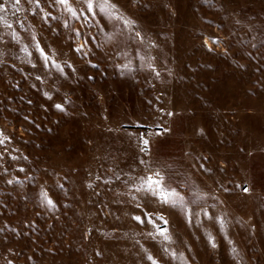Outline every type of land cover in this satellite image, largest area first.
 I'll return each instance as SVG.
<instances>
[{"label":"rangeland","instance_id":"374dc122","mask_svg":"<svg viewBox=\"0 0 264 264\" xmlns=\"http://www.w3.org/2000/svg\"><path fill=\"white\" fill-rule=\"evenodd\" d=\"M91 3L0 0V264H264V0Z\"/></svg>","mask_w":264,"mask_h":264},{"label":"snow or ice","instance_id":"6c2138e0","mask_svg":"<svg viewBox=\"0 0 264 264\" xmlns=\"http://www.w3.org/2000/svg\"><path fill=\"white\" fill-rule=\"evenodd\" d=\"M8 2H9V0H4V3H5V4H7ZM57 2H58V3H61V4H64V3H66V0H57ZM15 3H17V4L20 3V0H15ZM105 3H106V0H105ZM96 6H97V7H101V8H103V7H105V4H101V3L98 2V3L96 4ZM92 7H93V5H92V3H91V0H89V4H88L89 11L92 10ZM0 11H3V6H2V5H0ZM40 51H41V54H43V50L41 49ZM57 107H60V106H57ZM145 143H147V141H145ZM159 183H160L159 181H151V182L149 183L148 187H149L150 189H152L153 191H156V189H155L153 186H154V185H158ZM172 195H173V196H176L177 194L173 193ZM161 199H162L163 202H168V199H169V198H168L167 195H164L163 193H161ZM48 203L51 204L52 201H51V200H48ZM173 203H183V201L180 200V199L177 197V199H176L175 201H173ZM137 219H139V218L137 217ZM141 222H143V221H141ZM165 223H166V221H165ZM164 231H166V230H161V234H163Z\"/></svg>","mask_w":264,"mask_h":264}]
</instances>
